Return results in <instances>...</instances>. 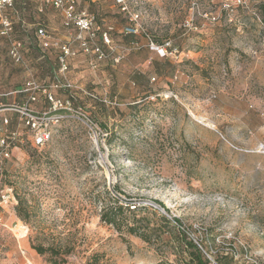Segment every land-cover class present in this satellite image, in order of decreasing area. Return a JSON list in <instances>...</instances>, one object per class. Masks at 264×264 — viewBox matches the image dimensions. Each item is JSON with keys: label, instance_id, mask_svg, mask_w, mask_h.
<instances>
[{"label": "rangeland", "instance_id": "obj_1", "mask_svg": "<svg viewBox=\"0 0 264 264\" xmlns=\"http://www.w3.org/2000/svg\"><path fill=\"white\" fill-rule=\"evenodd\" d=\"M76 1L95 35L41 0L0 12V95L51 132L37 146L0 112V264H52L34 247L61 264H197L191 242L209 264H264V0ZM167 42L173 55L152 49Z\"/></svg>", "mask_w": 264, "mask_h": 264}, {"label": "built area", "instance_id": "obj_2", "mask_svg": "<svg viewBox=\"0 0 264 264\" xmlns=\"http://www.w3.org/2000/svg\"><path fill=\"white\" fill-rule=\"evenodd\" d=\"M45 3H48L51 7L55 8L56 10L60 11L66 21L67 26H75L78 31L82 33H86L89 35H95L94 34V17H91L89 14L86 12L78 11L77 10V1L76 0H41ZM13 3H15V0H0V12L7 8L13 7ZM125 4V3H124ZM123 4V5H124ZM123 10H127V7H123ZM133 20L137 21L139 18L138 14H133ZM0 20L7 26L9 27V22L7 21L6 17H3L0 15ZM8 29V28H7ZM128 34H133L136 33V29L134 27L131 28H126ZM40 34H44L43 29H39ZM104 41L106 43H109V37L107 33L104 35ZM152 49H154L161 57H166L169 55H173V50L171 49V43L167 42L162 46H158L154 43L151 44ZM64 54H69V49L67 47H63ZM96 52L102 55L101 50L99 47L96 49ZM62 66L64 69H66V65L64 64V59H62ZM49 100L55 104V108L58 106L62 107L63 105L59 101H54L53 97L51 95H47ZM4 96L0 95V105H1V110L0 112H11L14 113L18 116V114L23 118L24 123L31 129H34L37 131L36 136H35V144L37 146H43L45 145L50 137H51V132L48 130L47 126H49L50 119L47 118H42L38 115H36L31 109H29L28 105H18L16 103L14 104H4ZM31 101H35V97H30ZM58 120V119H55ZM5 124H8V121H4ZM87 127L90 129L92 136L94 140H96V144L99 146L98 141L99 139L102 138L103 141H105L106 137L108 136L107 133H105L102 129H100L93 121L87 120ZM2 150L0 152V155L3 157H8L9 152H10V143H7L5 139L2 140ZM1 164V163H0ZM3 178V169L0 166V180ZM9 192H12L10 190ZM7 193L5 196H3V200L8 203L12 195L11 193ZM0 209V213H1Z\"/></svg>", "mask_w": 264, "mask_h": 264}, {"label": "trees", "instance_id": "obj_3", "mask_svg": "<svg viewBox=\"0 0 264 264\" xmlns=\"http://www.w3.org/2000/svg\"><path fill=\"white\" fill-rule=\"evenodd\" d=\"M260 9H261L260 13H261V15H262V22H263V24H264V3H262V5L260 6ZM47 98H48V96H47ZM47 100L50 101L49 98H48ZM129 137H132V135H129ZM114 139H115V135L112 133V134H111V139H110L111 142H113ZM160 205H161L162 208H164V209L166 210V208H165L164 205H162V204H160ZM22 207H23V204H22L21 202H19V204H18V208L16 209V211H17L19 217H23V213L21 212V208H22ZM119 210L121 211V210H122V207H119ZM107 216H108L107 214H103L102 219H103L104 221H107L109 224H114V223H115V219H114V217L108 219ZM175 221H176L178 224H180V222H179L178 220H175ZM132 232H134V233L136 234V231H132ZM137 234H138V233H137ZM137 234H136V235H137ZM181 236H182V238H184V236H185V232L181 233ZM189 244H190V246H191L192 248H194V250L196 251V254H195L194 257L198 260V261H197V264H209V263H210V262L204 257V254L202 253L201 249H199V247H198L197 245H195L193 242H191V243H189ZM202 247H203V246H202ZM34 248H35V250H36L39 254H41V255H44L45 253L49 252V253L51 254L52 260H54V261L52 262V264H61V263H59V262L57 261V260H58V256L60 255L58 251H55V250L52 249V248H48V249H44V248H42V247H34ZM203 258H204V259H203ZM203 260H204V261H203ZM221 260H222L221 262H223L224 264H227V258H222ZM98 261H99V260H98V258H97L96 255H94V256L91 257V264H99Z\"/></svg>", "mask_w": 264, "mask_h": 264}, {"label": "bare ground", "instance_id": "obj_4", "mask_svg": "<svg viewBox=\"0 0 264 264\" xmlns=\"http://www.w3.org/2000/svg\"><path fill=\"white\" fill-rule=\"evenodd\" d=\"M19 228H20V226L17 225V226L13 229L14 232H16V233L18 232V236H20ZM26 232H27V230H26Z\"/></svg>", "mask_w": 264, "mask_h": 264}, {"label": "crops", "instance_id": "obj_5", "mask_svg": "<svg viewBox=\"0 0 264 264\" xmlns=\"http://www.w3.org/2000/svg\"><path fill=\"white\" fill-rule=\"evenodd\" d=\"M3 101H5V99H3Z\"/></svg>", "mask_w": 264, "mask_h": 264}]
</instances>
